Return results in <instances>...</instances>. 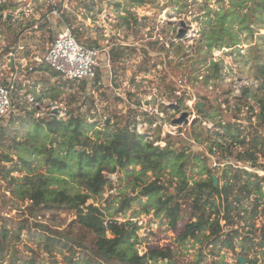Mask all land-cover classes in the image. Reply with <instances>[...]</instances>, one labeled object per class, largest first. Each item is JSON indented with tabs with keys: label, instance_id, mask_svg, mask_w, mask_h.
Segmentation results:
<instances>
[{
	"label": "rangeland",
	"instance_id": "374dc122",
	"mask_svg": "<svg viewBox=\"0 0 264 264\" xmlns=\"http://www.w3.org/2000/svg\"><path fill=\"white\" fill-rule=\"evenodd\" d=\"M0 6L5 7L0 13L1 51L30 40L38 42L35 55H43L55 36L68 27L80 43L99 51L101 63L93 82L70 81L41 67L28 76L30 86L20 85L12 95L9 112L0 119V239L3 230L9 232L0 264H87L89 236L73 224L74 212L35 210L30 202L12 196V179L23 182L27 171H9L16 164L22 168V158L29 162L31 175L46 172L44 156L28 149L52 145L53 135L40 127L44 119H85L94 125L88 132L93 141H103L111 132L130 126L162 146L186 150L191 158H199L187 171L191 184L207 178L202 175L204 168L221 177V169L234 165L218 146L225 141L223 125H240L248 141L252 133L264 139L258 102L264 96V0H0ZM224 13L235 16L231 25L225 24L232 36L223 38L220 49L211 50L217 41H209V35L220 29ZM63 17L68 21L64 23ZM30 56L32 50L27 59ZM246 88L249 92L244 94ZM184 112L191 114L188 124H175ZM251 144L253 140L246 148L254 149ZM240 149L236 146L234 151ZM259 149L257 165L262 166L264 143ZM251 165L239 162L235 168L264 177L263 171ZM108 178L111 186L103 197L89 204L100 206L107 220L136 223V249L141 256L150 251L170 252L168 259L148 264H240L238 257H247L245 264L256 259L264 264L261 249L248 246V255L242 256V238L236 240L235 252L210 245L212 240L203 237L182 242L190 219L184 199L182 218L175 228L164 215L155 216L153 209L143 211L139 200L124 212H116L121 201L135 197L142 186L156 178L169 181L168 172L134 163ZM261 225L259 217L256 227ZM242 227L238 224L234 229ZM49 234L62 245L49 247ZM96 260L94 264H107Z\"/></svg>",
	"mask_w": 264,
	"mask_h": 264
},
{
	"label": "trees",
	"instance_id": "16d2710c",
	"mask_svg": "<svg viewBox=\"0 0 264 264\" xmlns=\"http://www.w3.org/2000/svg\"><path fill=\"white\" fill-rule=\"evenodd\" d=\"M4 9L0 6V13ZM63 19L64 23L68 21L65 17ZM234 19L232 13L220 16V29L214 35H209V41H217L210 46L211 50L215 47L220 49L223 38L232 36L231 29L225 24L231 25ZM233 42L238 44L235 40ZM214 68L217 76L219 66L215 64ZM248 92L247 88L244 89V94ZM258 102L262 105L260 118L264 122V96ZM93 126L82 118L71 117L67 121L57 117L44 119L40 127L53 135L52 145L50 148L28 149L31 154L38 152L44 156L46 172L31 175L29 162L23 158L22 168L16 164L9 171V174L27 171L23 182L12 179V196L22 202H30V207L35 210L63 209L75 213L73 224L89 236V257L85 260L87 264L96 263V259L107 264H148L150 261L166 260L170 256L169 251H150L141 256L136 249L139 244L137 224L113 218L107 220L100 206L89 204L91 200L96 202L102 198L106 187L111 186L109 174L116 173L118 169H126L134 163L153 171L164 170L168 172L170 180L164 182L156 178L142 186L135 197L121 201L116 208L117 213L124 212L134 201L139 200L143 211L148 213L153 209L155 216L164 215L169 219V226L175 228L182 218L181 201L184 199L189 203L190 219L180 237L182 242L191 239L199 241L203 237L204 240H212L210 245L235 252L236 240L242 238V256L248 255V246L264 251V177L247 169L235 168V163L252 162L253 170L264 172V165H257L256 156L260 145L263 147L264 143L261 135L252 133L251 145L254 149L246 148L252 140L248 141L249 135H242L240 125L227 123L222 126L225 141L218 146L228 159L233 160L234 165L221 169L222 176L217 177L218 185L215 186V172L207 168L202 170V175L207 178L191 184L187 171L190 164L199 158H191L186 150L174 149L170 144L162 146L161 142L151 140L130 126L111 132L103 141H93L88 136ZM236 146L241 148L240 151H234ZM143 198L147 201L143 202ZM259 217L262 225L257 228ZM222 222L225 224L222 225ZM238 224H244L243 229H234ZM225 229L229 231L225 233ZM239 230L244 231L240 233ZM1 235L0 260H3L9 232L3 230ZM60 242L50 234L46 237L49 247L62 245ZM51 251L48 249V252ZM249 263L258 264V260H250Z\"/></svg>",
	"mask_w": 264,
	"mask_h": 264
},
{
	"label": "built area",
	"instance_id": "2783aa9c",
	"mask_svg": "<svg viewBox=\"0 0 264 264\" xmlns=\"http://www.w3.org/2000/svg\"><path fill=\"white\" fill-rule=\"evenodd\" d=\"M26 49L24 44H19L16 48L0 50V119L9 112L12 95L20 85L30 84L28 76L39 66L74 82H93L98 76L99 51L80 43L68 27L55 36L43 55L28 60L23 53Z\"/></svg>",
	"mask_w": 264,
	"mask_h": 264
},
{
	"label": "water",
	"instance_id": "95a60500",
	"mask_svg": "<svg viewBox=\"0 0 264 264\" xmlns=\"http://www.w3.org/2000/svg\"><path fill=\"white\" fill-rule=\"evenodd\" d=\"M8 18H10V17H8ZM181 25L183 27H185V23L184 22H182ZM184 32L185 31L182 30V32H181L179 37H182ZM198 108L201 109V105H198ZM190 118H191V114L188 113V112H184V113H182L181 117L179 119H176L174 122H175V124H178V125L188 124ZM213 182H214L215 186L218 185V180H217V177L215 175L213 176ZM245 261H246V259L244 257H238V262L240 264H245Z\"/></svg>",
	"mask_w": 264,
	"mask_h": 264
},
{
	"label": "crops",
	"instance_id": "0c3cea01",
	"mask_svg": "<svg viewBox=\"0 0 264 264\" xmlns=\"http://www.w3.org/2000/svg\"><path fill=\"white\" fill-rule=\"evenodd\" d=\"M19 44H24L27 47V49L23 52L24 53V56L29 57L30 50H32V52H33V56H30L31 59L34 56H36L35 54H36L37 49H38V42L26 40L25 43H22V41H20L16 46H14V47L9 46L8 48H16ZM31 59H28V60H31ZM40 68H41L40 66L38 68H36V71H38V69H40ZM35 72H33V73H35ZM29 75H31V73ZM28 79H29V77H28ZM29 82H30V84H24V86H30L31 85L30 79H29Z\"/></svg>",
	"mask_w": 264,
	"mask_h": 264
}]
</instances>
